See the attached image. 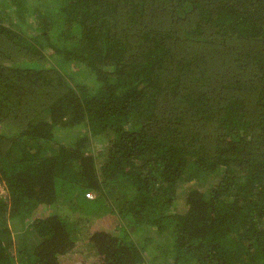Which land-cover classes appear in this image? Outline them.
<instances>
[{
	"label": "trees",
	"instance_id": "obj_1",
	"mask_svg": "<svg viewBox=\"0 0 264 264\" xmlns=\"http://www.w3.org/2000/svg\"><path fill=\"white\" fill-rule=\"evenodd\" d=\"M0 184V264H264V0H0Z\"/></svg>",
	"mask_w": 264,
	"mask_h": 264
},
{
	"label": "rangeland",
	"instance_id": "obj_2",
	"mask_svg": "<svg viewBox=\"0 0 264 264\" xmlns=\"http://www.w3.org/2000/svg\"><path fill=\"white\" fill-rule=\"evenodd\" d=\"M0 191H3V186L0 184ZM181 196V195H180ZM60 205V204H59ZM63 205V204H61ZM184 202L180 199H177V202L175 204V209L179 210L183 207ZM55 209L56 206L54 205ZM45 206L42 205L38 209V213L40 214L41 211H44ZM77 220L80 225V238H78L75 247L66 255L61 257V263L62 264H93V261H96V259L99 257V254L96 252L95 246L92 244L91 241H89L90 235L95 230H106L114 235L118 232V216L116 213L113 212H106L104 215H90L92 220H87V216L84 215L82 212H74L71 215V218ZM10 225V223H9ZM26 233V226L23 229V234ZM150 233V232H148ZM146 232H138L134 234L133 239L138 241L140 239H144ZM133 235V234H132ZM149 235V234H148ZM17 241V239L15 238ZM159 239H155L153 242L154 244L151 245V242L149 241L146 245V262L144 264H166V261L160 253V250L155 246V244L159 243ZM150 250V253L148 252Z\"/></svg>",
	"mask_w": 264,
	"mask_h": 264
},
{
	"label": "built area",
	"instance_id": "obj_3",
	"mask_svg": "<svg viewBox=\"0 0 264 264\" xmlns=\"http://www.w3.org/2000/svg\"><path fill=\"white\" fill-rule=\"evenodd\" d=\"M87 196H92V193L89 191L86 193Z\"/></svg>",
	"mask_w": 264,
	"mask_h": 264
}]
</instances>
